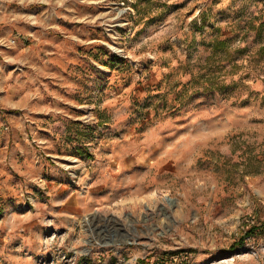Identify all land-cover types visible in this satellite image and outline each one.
I'll list each match as a JSON object with an SVG mask.
<instances>
[{
  "label": "rangeland",
  "instance_id": "obj_1",
  "mask_svg": "<svg viewBox=\"0 0 264 264\" xmlns=\"http://www.w3.org/2000/svg\"><path fill=\"white\" fill-rule=\"evenodd\" d=\"M261 223L264 0H0V264H264Z\"/></svg>",
  "mask_w": 264,
  "mask_h": 264
},
{
  "label": "trees",
  "instance_id": "obj_2",
  "mask_svg": "<svg viewBox=\"0 0 264 264\" xmlns=\"http://www.w3.org/2000/svg\"><path fill=\"white\" fill-rule=\"evenodd\" d=\"M251 228L253 229V232H254L255 230H257V229L264 230V223H261V225L258 226V227H257V225H252ZM250 230H251V229H250ZM253 232H252V233H253ZM248 234H250L249 231H248Z\"/></svg>",
  "mask_w": 264,
  "mask_h": 264
}]
</instances>
